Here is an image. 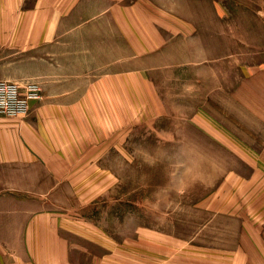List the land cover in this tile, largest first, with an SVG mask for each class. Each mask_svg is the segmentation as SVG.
<instances>
[{
    "label": "crops",
    "instance_id": "0c3cea01",
    "mask_svg": "<svg viewBox=\"0 0 264 264\" xmlns=\"http://www.w3.org/2000/svg\"><path fill=\"white\" fill-rule=\"evenodd\" d=\"M205 3L0 0V81L32 78L42 88L27 117L0 116V264H264V58L246 64L229 90L241 140L257 142L240 146L261 149L246 175L230 176L231 193L241 181L247 198L222 211L237 228L229 247L141 225L131 238L111 241L107 225L87 215L114 189L106 165L127 145L132 125L163 114L152 61L175 41H204L194 22L203 12L191 8Z\"/></svg>",
    "mask_w": 264,
    "mask_h": 264
},
{
    "label": "rangeland",
    "instance_id": "374dc122",
    "mask_svg": "<svg viewBox=\"0 0 264 264\" xmlns=\"http://www.w3.org/2000/svg\"><path fill=\"white\" fill-rule=\"evenodd\" d=\"M216 1L220 9L213 8L212 0L191 8L205 17L194 21L205 34L201 44L175 41L152 61L158 68L149 75L163 114L140 117L125 148L106 165L116 177L114 189L99 197L87 215L107 225L111 241L131 238L141 225L193 243L199 233L207 243L229 247L233 242L237 228L222 211L239 209L247 197L241 181L231 193L230 176L246 175L254 166L252 153L261 149L240 146L256 141L241 140L240 122L230 117L229 90L246 64L264 58V0ZM213 11L223 18L214 20ZM252 120L251 129L256 126Z\"/></svg>",
    "mask_w": 264,
    "mask_h": 264
},
{
    "label": "built area",
    "instance_id": "2783aa9c",
    "mask_svg": "<svg viewBox=\"0 0 264 264\" xmlns=\"http://www.w3.org/2000/svg\"><path fill=\"white\" fill-rule=\"evenodd\" d=\"M41 100V91L35 82L0 81V116L27 117L33 102Z\"/></svg>",
    "mask_w": 264,
    "mask_h": 264
}]
</instances>
